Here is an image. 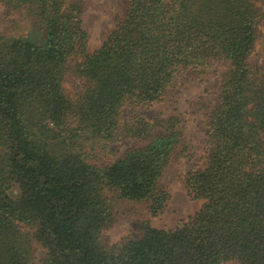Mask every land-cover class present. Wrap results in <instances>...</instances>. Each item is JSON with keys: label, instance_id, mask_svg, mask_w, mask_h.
<instances>
[{"label": "trees", "instance_id": "trees-1", "mask_svg": "<svg viewBox=\"0 0 264 264\" xmlns=\"http://www.w3.org/2000/svg\"><path fill=\"white\" fill-rule=\"evenodd\" d=\"M0 5L40 32L0 30V264H264V0H125L94 50L79 1ZM213 67L203 154L183 175L200 206L108 243L123 205L162 214L165 168L193 157L177 114L143 109Z\"/></svg>", "mask_w": 264, "mask_h": 264}, {"label": "rangeland", "instance_id": "rangeland-1", "mask_svg": "<svg viewBox=\"0 0 264 264\" xmlns=\"http://www.w3.org/2000/svg\"><path fill=\"white\" fill-rule=\"evenodd\" d=\"M83 4L82 25L87 33L88 49H96L113 29L116 19L125 11V0H69ZM0 30L8 37L40 38V32L30 26L22 10L9 9L0 5ZM260 59V48L250 56V61L256 63ZM219 67H213L198 78L192 74L183 75L184 82L169 91L162 102L148 109H143L148 118L164 117L171 113L177 114L185 126L184 137L189 142L193 157L182 160L180 164L171 162L164 170L159 182L169 191L170 198L162 214L150 217L143 205H123L121 215L116 223L107 231L106 240L112 244L129 232L135 230L141 220H149L158 228H172L180 220L186 219L199 206L200 201L191 200L183 187V175L192 165L200 164L204 150L205 114L200 109L201 102L215 105L217 74ZM66 87L72 89L73 83L66 80ZM133 144L131 140L122 141L118 145V155ZM40 256L39 254H37ZM225 264H238L229 261Z\"/></svg>", "mask_w": 264, "mask_h": 264}]
</instances>
